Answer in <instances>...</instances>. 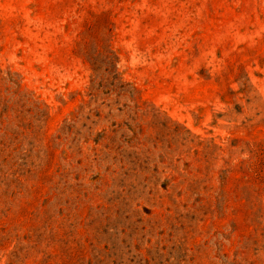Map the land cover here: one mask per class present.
Listing matches in <instances>:
<instances>
[{
	"label": "rangeland",
	"instance_id": "obj_1",
	"mask_svg": "<svg viewBox=\"0 0 264 264\" xmlns=\"http://www.w3.org/2000/svg\"><path fill=\"white\" fill-rule=\"evenodd\" d=\"M0 264H264V0H0Z\"/></svg>",
	"mask_w": 264,
	"mask_h": 264
}]
</instances>
